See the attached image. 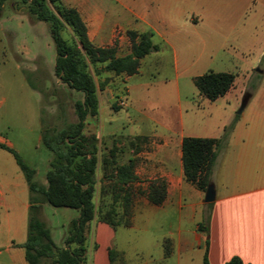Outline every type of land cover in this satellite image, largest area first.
I'll return each mask as SVG.
<instances>
[{
    "label": "rangeland",
    "instance_id": "obj_1",
    "mask_svg": "<svg viewBox=\"0 0 264 264\" xmlns=\"http://www.w3.org/2000/svg\"><path fill=\"white\" fill-rule=\"evenodd\" d=\"M90 2L98 4L108 16L119 21L128 22L131 19L128 7L145 13L144 16L154 28L152 41L161 46L158 51L143 58L139 73L128 81H125L126 75L123 73L103 70L96 73L86 58L87 70L94 79L100 104L97 117L86 118L84 132L96 135L97 146L102 153L113 145L119 146L125 151L120 160V163H124L132 154L134 145L139 150L153 145L152 139L155 137L141 133H167L168 128L178 130L181 121L187 128L195 129L193 132L196 133L203 132L199 130L205 123H211L215 130L224 133L233 121L242 120L243 112L237 114V111L244 94L249 92V87L256 88V81L262 79L255 71L258 66L251 67L252 53L247 51L255 43L259 44V39L254 40L248 24V16L254 12L252 2ZM48 5L53 9L49 2ZM26 10L27 3L7 0L0 15V137L5 143H11V147L29 167L35 168L37 175L34 180L41 182L53 154L39 140L40 129L42 127V131L47 129L52 132L76 122L74 102L82 99L83 94L69 88L55 75L56 52L48 25L34 20ZM256 11L259 12L256 20L260 22L264 9L256 7ZM260 32H256L257 35ZM161 33L176 53L169 46L163 47ZM62 35L68 41L75 40L68 26L64 27ZM128 48V45L121 44L118 54H124ZM97 68L100 66L97 65ZM210 71L234 75L233 86L213 101L201 95L193 81L195 76ZM136 136L143 138L134 140ZM6 155L12 157L11 154ZM170 165L176 166V162L171 161ZM100 173L98 168V175ZM133 188L140 191L134 185ZM214 201L207 203L206 207L212 208ZM99 202L100 189L95 196L97 206ZM38 214L49 228L54 242L61 245L71 220L79 215V211L46 203ZM98 217L99 213L89 224L86 233L85 264H108L107 246L119 252L115 264L124 263L122 251L127 252V258L135 264L201 262L200 253L204 245L182 249L173 246L178 225L181 224L185 230L191 225L188 221H179L176 203L167 204L145 216L133 229L129 228L133 214L129 226L118 225L115 229L100 222ZM163 238L164 256L166 250L170 251L166 259L160 258L162 248L157 244ZM0 264H7V258L0 256Z\"/></svg>",
    "mask_w": 264,
    "mask_h": 264
},
{
    "label": "trees",
    "instance_id": "obj_2",
    "mask_svg": "<svg viewBox=\"0 0 264 264\" xmlns=\"http://www.w3.org/2000/svg\"><path fill=\"white\" fill-rule=\"evenodd\" d=\"M7 0H0V15ZM27 3V13L34 20L46 22L55 47V75L69 88L83 94L74 102L77 121L61 129L42 131V143L53 156L46 172L47 185L43 187L33 180L34 170L29 167L12 148L0 143L9 151L24 174L30 192L27 235L22 244L28 264H85L86 233L91 221L99 213V221L114 229L118 225L129 226L133 214L135 191L134 169L139 149L131 148L126 162L120 163L125 151L116 145L111 146L100 157L101 178L99 180L100 202L95 203L96 170L100 149L95 134H85L87 117H97L99 110L96 85L87 70L86 58L94 66L96 73L111 71L114 74L133 75L138 72L140 61L147 54L158 51L159 46L152 41L151 31H127L130 39V53L116 55V46H96L89 39L87 27L78 10L63 0H21ZM48 2L52 5L50 8ZM68 26L75 40L68 41L62 31ZM97 65L100 68H97ZM260 75V74H258ZM261 76V75H260ZM199 93L213 101L224 95L234 83L230 72H207L193 78ZM251 93L245 92L248 99ZM113 108L117 109L113 105ZM235 121L225 128L219 138L185 136L181 141V162L185 178L197 189L205 191L210 183L212 168L217 150L226 143ZM140 136L134 137L139 140ZM166 182L155 179L150 182L145 196L160 205L166 197ZM43 203L53 207L73 208L79 215L73 218L66 230L63 243L58 246L51 237L45 222L39 217ZM211 206V205H209ZM211 209V207H209ZM210 213L198 226L206 235L202 264H210L208 259ZM170 255L166 250L165 257ZM107 256L110 264H115L119 252L109 247ZM117 264V262H116ZM118 264H124L122 261ZM225 264H242L239 256L230 257Z\"/></svg>",
    "mask_w": 264,
    "mask_h": 264
},
{
    "label": "crops",
    "instance_id": "obj_3",
    "mask_svg": "<svg viewBox=\"0 0 264 264\" xmlns=\"http://www.w3.org/2000/svg\"><path fill=\"white\" fill-rule=\"evenodd\" d=\"M63 1L78 10L92 43L102 47L115 45L118 56L130 53L127 31L152 32L154 29L144 16L145 13H141L138 9L128 7L131 19L125 22L108 16L98 4L90 0ZM246 2L249 4L252 2L254 5V12L248 16V24L254 40L259 39V44L255 43L247 51L252 53L251 67L257 65L263 73L257 72L262 79L256 81V88L249 87L251 94L244 107L242 120L235 121L226 143L217 150L210 176V183L214 185L216 191L212 208L206 207L204 192L185 178L181 162V141L185 136L219 138L223 134L222 130L218 132L211 123H205L202 130H199L203 132L196 133L193 132L195 129L187 128L181 121L178 130L168 128L167 133L165 131L141 133L156 139H152V146L139 150L133 156L136 158L134 169L136 180L133 185L140 189L141 193L135 196L132 224L129 228H135L145 216L148 217L155 210L176 203L181 219L179 221L185 220L191 225L188 230L183 229L181 224L178 225L173 238L174 248L204 245L205 250L207 237L204 232L198 230V226L204 216L210 213L208 246L210 264H225L234 255L241 258L242 264H264V17L260 22L256 20L258 18L256 15L259 13L256 7L264 9V0H246ZM258 31L261 32L257 35ZM160 38L163 47L169 46L176 53L162 33ZM121 44H126L129 48L127 52L119 55ZM155 44L161 47L160 44ZM142 60L143 58L140 65ZM139 70L140 67L133 75L125 74V81L138 74ZM98 103L100 104L99 98ZM185 129L192 132H186ZM41 137L42 127L39 135V140L42 142ZM0 143L12 148L11 143H5L2 137ZM102 152L99 151L98 168ZM6 154L11 153L0 147V256L7 258V264H28L22 244L26 239L30 194L24 174L14 156L11 154L12 157H9ZM51 159L48 160L45 175ZM171 161L176 162V166L170 165ZM32 169L34 180L37 171L35 168ZM45 175L41 182L34 181L45 187L47 185ZM101 176V173L98 175L97 169L94 199L99 190ZM155 179L164 180L167 186L166 197L160 205L151 203L145 196L148 185ZM45 204H42L41 212ZM63 239L64 236L61 245L58 246H64ZM163 240L164 238L157 241V244L162 248L160 258L166 259ZM108 248L109 246L106 248V253ZM204 250L200 253V264ZM122 252L124 264H135L129 257L127 258V252ZM107 261L110 264L108 256Z\"/></svg>",
    "mask_w": 264,
    "mask_h": 264
},
{
    "label": "water",
    "instance_id": "obj_4",
    "mask_svg": "<svg viewBox=\"0 0 264 264\" xmlns=\"http://www.w3.org/2000/svg\"><path fill=\"white\" fill-rule=\"evenodd\" d=\"M255 71L258 73H263V71L259 67H257ZM247 100L248 99L243 98L241 105L237 111V114H242ZM215 198H216V191L214 185L212 183H209L204 191V202L211 203L215 200Z\"/></svg>",
    "mask_w": 264,
    "mask_h": 264
}]
</instances>
